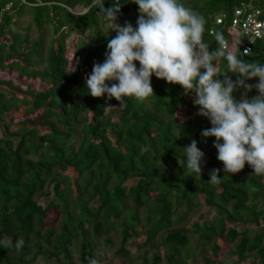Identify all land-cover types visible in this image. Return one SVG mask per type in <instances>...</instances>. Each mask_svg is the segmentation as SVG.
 I'll list each match as a JSON object with an SVG mask.
<instances>
[{
	"label": "trees",
	"instance_id": "trees-1",
	"mask_svg": "<svg viewBox=\"0 0 264 264\" xmlns=\"http://www.w3.org/2000/svg\"><path fill=\"white\" fill-rule=\"evenodd\" d=\"M248 1L180 0L204 19L202 40L210 53L219 47L215 35L220 33L237 59L264 64V37L243 55L233 45L238 30L230 34L233 10ZM101 2L105 9L114 4ZM255 2L264 18V0ZM118 3L116 23L135 28L137 6L131 0ZM75 6L84 12H72ZM24 13L36 35L30 25L19 26ZM70 34L80 37L73 68L64 43ZM115 35L94 0H0V240L24 241L19 251L0 247V264H88L100 254L97 245L113 244V233L120 244L114 255L129 261L128 243L144 235L143 247H164L165 264H185L183 257L195 247L217 256L220 237L237 262L253 258L264 264V175H254L247 163L238 173L223 172L215 138L201 136L211 125L197 115L194 92L153 75V95L142 101L125 97L121 105L115 98L87 95L85 80L93 65L104 61L107 42ZM216 63L221 81L240 78L226 72L222 57ZM245 83L251 91L237 88L234 99L259 95L258 78ZM21 107L18 119L5 120ZM192 140L204 153L200 179L178 163ZM213 169L220 180L209 183ZM203 207L189 223L194 210ZM142 208L146 224L140 230L137 210ZM51 212L56 216L48 222ZM203 259L215 264L214 258ZM160 260L157 254L155 261Z\"/></svg>",
	"mask_w": 264,
	"mask_h": 264
},
{
	"label": "clouds",
	"instance_id": "clouds-1",
	"mask_svg": "<svg viewBox=\"0 0 264 264\" xmlns=\"http://www.w3.org/2000/svg\"><path fill=\"white\" fill-rule=\"evenodd\" d=\"M99 4L108 30L116 32L107 42L105 59L93 65L85 80L87 95L108 99L133 97L144 100L153 95L150 77L155 76L169 84L180 85L185 92L195 93L193 105L197 115L207 118L211 127L202 130L204 138L214 137L217 160L223 163L225 174L238 173L247 163L254 175H264V64L247 63L225 46L222 34L216 33L219 47L209 52L203 42L205 21L183 6L180 0H131L137 6L136 27L125 22L120 26L117 13L121 4L114 0L112 7L105 9ZM246 54V53H245ZM227 63V71L240 77L232 81L217 69V58ZM139 62V67L134 63ZM204 71L201 72L200 70ZM258 78L255 89L259 95L248 99L244 94L240 100L233 92L240 87L245 92L252 86L246 79ZM116 81V83L109 82ZM184 160L178 161L184 171H190L200 179L204 153L197 141L183 148ZM219 170L209 174V183H216ZM24 241L0 240V247L21 250Z\"/></svg>",
	"mask_w": 264,
	"mask_h": 264
},
{
	"label": "rangeland",
	"instance_id": "rangeland-1",
	"mask_svg": "<svg viewBox=\"0 0 264 264\" xmlns=\"http://www.w3.org/2000/svg\"><path fill=\"white\" fill-rule=\"evenodd\" d=\"M255 4L258 5V2H256ZM71 11L77 14V13H83L84 9L81 6H75L73 9H71ZM18 24L21 28L26 25L31 26V19H30L29 14L24 13L22 17L18 19ZM123 25L124 24H121L120 26H123ZM133 25H136V21L133 22ZM31 33H33L32 35H36L35 29L32 28V26H31ZM49 35H50L49 28L45 26L44 37H45L46 42H48ZM82 36L83 38H85L86 33L83 34ZM78 39H80V37L74 34L72 35L70 34L69 36L64 37V43L66 46L65 53H66V56L69 57V65L72 66L71 68H73L76 65V60L79 59L77 55L79 53L78 43H77ZM235 40L238 41L239 38L235 37ZM75 54H76L77 59L74 56ZM2 73L5 74V72H2ZM14 92L16 93L17 96L21 97V95L18 92L16 91ZM23 108L24 107H21L19 110L9 113L5 117V120L8 122V121H14V119H18L22 115ZM10 128L13 129V127H10ZM39 130L41 133L48 131V129L46 128H40ZM0 135H2V128H0ZM67 173L71 176L74 175V172L71 169H68ZM205 210H206L205 207L194 210L193 214L190 216L189 223L196 221L198 219V216L202 214ZM55 214H56L55 212H51L50 218H48L47 221L48 222L53 221L56 216ZM213 214L214 213H212L211 216ZM137 215L140 220L138 229L142 230L146 224L145 209L142 208V209L137 210ZM209 217L210 215H208V217L205 216L204 218H209ZM251 227H254V226H251ZM161 235L162 234L159 233L160 237ZM111 237H112L113 244L104 243L103 241L102 243L97 245L95 249L99 251L100 254H95L92 259L88 260V264H131V263L133 264H165L166 263L164 259V252H165L164 247L162 246L143 247L142 246V243L145 240L144 235H140L139 237H136L135 239H131L130 242L128 243L129 254H130V257L132 258L131 261L127 260L126 258H122L120 256L117 257L114 255L115 249L118 248L120 244H119V238L115 235V233H113ZM192 244L194 245V243ZM217 244L220 246V250L217 256L211 255L209 248H207V251L205 254H201L198 247H195L194 251L190 253L188 257H183L185 259V264H204L203 255L206 257H209L211 260L214 258L215 264H255L253 258H248L244 262H237L236 256L229 255L228 253L230 249L229 244L222 237L218 238ZM157 254L160 256V259H161L158 262L155 261V256H157ZM73 258L76 263H79L77 253L74 255ZM34 264H46V263L42 261H36Z\"/></svg>",
	"mask_w": 264,
	"mask_h": 264
},
{
	"label": "built area",
	"instance_id": "built-area-1",
	"mask_svg": "<svg viewBox=\"0 0 264 264\" xmlns=\"http://www.w3.org/2000/svg\"><path fill=\"white\" fill-rule=\"evenodd\" d=\"M255 1L249 0L248 2L241 4L233 10L230 17V34H233L238 30V38L236 41L234 39L233 45L235 48H241L243 55H249L252 52L251 44L253 41L262 39L264 37V18L262 16V10L259 5H256ZM7 5L5 8H9ZM222 19L218 18L217 23H221ZM248 41L245 42L244 39ZM225 46L229 48V41L224 39ZM246 53V54H245Z\"/></svg>",
	"mask_w": 264,
	"mask_h": 264
}]
</instances>
